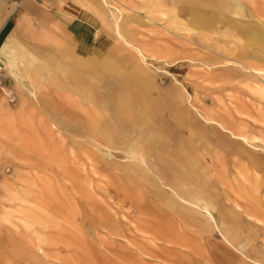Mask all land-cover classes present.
<instances>
[{"label":"rangeland","instance_id":"1","mask_svg":"<svg viewBox=\"0 0 264 264\" xmlns=\"http://www.w3.org/2000/svg\"><path fill=\"white\" fill-rule=\"evenodd\" d=\"M121 1L2 89L0 264H264V0Z\"/></svg>","mask_w":264,"mask_h":264},{"label":"crops","instance_id":"2","mask_svg":"<svg viewBox=\"0 0 264 264\" xmlns=\"http://www.w3.org/2000/svg\"><path fill=\"white\" fill-rule=\"evenodd\" d=\"M117 1L120 4L115 0H0V94L9 89L17 100L28 99L37 89L33 75L39 63L50 61L63 44L90 45L89 38L105 30L110 20L117 33L118 11L125 6Z\"/></svg>","mask_w":264,"mask_h":264},{"label":"bare ground","instance_id":"3","mask_svg":"<svg viewBox=\"0 0 264 264\" xmlns=\"http://www.w3.org/2000/svg\"><path fill=\"white\" fill-rule=\"evenodd\" d=\"M20 10H21V9H20ZM140 53L142 54L141 51H140ZM142 55H143V54H142ZM143 56H144V55H143ZM211 121L214 122L215 120H211ZM242 137H243V136H242ZM195 202H196V200H195ZM196 203H197V202H196ZM201 205H202V204H201ZM205 205H206V204H205ZM196 206H197V205H196ZM208 209H209V208H208ZM208 209H207V212H208L209 215H211V217L213 218L212 213H211ZM225 213H226V212H225ZM228 215H229V214H228ZM224 217H225V216H224ZM226 217H227V216H226ZM226 217H225V218H226ZM232 219H233V218H232ZM260 220H262V219H260ZM237 222H238V221H237ZM220 231H221V230H220ZM223 231H225V230H223ZM224 233H225V232H224ZM226 233H227V232H226ZM221 234H222V233H221ZM223 237H224V236H223ZM225 239H226V238H225ZM227 241L230 242V240H227ZM238 243H240V242H238ZM230 244H231V243H230ZM237 245H238V244H237ZM237 245H236V246H237ZM239 248H240V247H239ZM249 254H250V253H249ZM249 256H250V255H249Z\"/></svg>","mask_w":264,"mask_h":264}]
</instances>
